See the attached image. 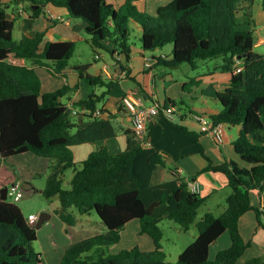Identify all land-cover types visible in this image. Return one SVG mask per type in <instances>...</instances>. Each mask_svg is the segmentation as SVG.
Wrapping results in <instances>:
<instances>
[{
  "label": "trees",
  "instance_id": "trees-1",
  "mask_svg": "<svg viewBox=\"0 0 264 264\" xmlns=\"http://www.w3.org/2000/svg\"><path fill=\"white\" fill-rule=\"evenodd\" d=\"M124 0L119 7L108 0H13L27 4L32 17L43 15L47 6L66 10L70 19H79L88 36L86 43L92 52L105 51L113 59L120 56L128 61L132 46L130 24L141 32L140 55L171 47L169 56H151L152 65L176 69L197 62L220 61L217 70L231 75L229 86L216 94L220 106L212 124L238 127V137L232 148L239 161L224 160L219 166L209 162L202 172H219L227 179L229 194L225 210L217 217L205 213L196 221L198 210L206 198L189 191L186 180L175 170H169L171 180L153 183L157 169L165 168L162 154L155 148H144L132 130L126 131V147L111 154L99 147L81 163H75L72 148L94 145L114 139L116 131L109 120L83 117L90 121L79 126L61 99L69 89L63 87L42 93L43 82L34 69L16 65L9 57L28 61L32 66L52 63L54 72L66 69L73 57V41L47 40V32L33 36L23 34L14 41L15 25L9 19L6 6L0 0V166L14 156L31 154L48 159L53 165L41 191L50 200L57 197L60 219L75 226L76 217L96 214L106 232L81 240L66 249L60 264H166L162 251V231L159 223L166 219L183 232L195 226L196 238L178 255L177 264H235L244 254L238 221L248 211H254L257 222L264 228L259 210L250 204V194L264 184V145L256 136L264 130V55L253 51L255 31L251 16L254 0H170L156 9L154 16L141 13L136 3ZM146 1V0H145ZM264 9V0H259ZM29 8V9H30ZM44 21H47L42 16ZM112 49L105 47V42ZM123 66L120 61H115ZM89 66H77L81 81L105 88L101 95L92 94L77 105L92 112L107 95L115 78L103 80L87 74ZM195 82L189 80L183 91ZM166 100L162 108H174ZM120 109V107H119ZM99 111L104 112L101 108ZM152 122L147 131L152 129ZM201 152V151H200ZM77 164L81 167L76 169ZM72 170L70 189L62 188L63 173ZM7 198V197H6ZM131 221H137L140 234L147 236L153 251L137 249L105 256L104 250L116 246L120 234ZM230 238V247L219 251L214 260L208 258L209 246L223 233ZM36 240L34 225H29L21 210L0 200V264H43L32 248ZM245 264H264L261 258Z\"/></svg>",
  "mask_w": 264,
  "mask_h": 264
},
{
  "label": "crops",
  "instance_id": "crops-1",
  "mask_svg": "<svg viewBox=\"0 0 264 264\" xmlns=\"http://www.w3.org/2000/svg\"><path fill=\"white\" fill-rule=\"evenodd\" d=\"M169 1L170 0H141L135 5L138 7V4H142L143 11L154 16L156 9L166 5ZM123 2L124 0H116L117 4H115L113 0H108V3L114 5L116 8L122 5ZM253 8L254 6L251 8V16L254 24V31L255 35H259V31L256 29L258 26L255 22L254 14H252ZM256 12L264 15V9L262 7L260 9L258 8ZM15 14L21 16L20 12H16ZM42 16H44L47 21H44ZM51 16L60 17L62 21L51 18ZM24 19L22 20V28H26V30L21 36L23 34L33 36L36 32L46 31L47 40L54 42L73 41L76 46V40L79 39L80 34L84 31L82 22V29H80L71 22L66 10L54 8L52 6L45 7L43 9V15L37 18ZM64 21H67V23ZM130 28L139 41L141 35L140 29L133 23L130 24ZM259 30H264V28H260ZM84 35H87L85 31ZM87 39L88 36H86L85 42ZM104 44L108 50L112 49V45L108 41ZM263 44L264 43H255L253 51L254 48ZM165 49L167 51L165 56H169L171 47ZM105 53L109 56L107 52ZM160 55H162V53L151 56L158 57ZM94 57V65L89 63L70 65L68 62L66 69L62 70L60 73L54 72L53 64H51L52 67L48 63H43L40 66H32L30 63V66H27L24 64V61L9 57V61L16 65L27 66L34 69L43 82L42 93H50L67 87L69 91L66 96L61 99V103L67 106L79 107L77 104L86 101L90 95H101L106 91L105 88L92 87L81 81L78 73L75 71V67L87 65L89 66L87 74L91 76L100 77L103 80L115 78L114 84L107 90V95L98 105V110L101 108L104 111L100 118L109 120L112 123L116 131V137L94 145L86 144L72 148L75 163H81L86 159L89 153L99 147L106 148L111 154L120 153L125 149V132L131 131V118L120 102L124 95L128 94L133 96L136 100L140 101L143 107H150L153 105L162 106L166 100H170L177 104L176 107L173 108L175 111L173 119L168 121L160 113L159 116L152 121V129L150 131L146 130L145 143L143 144L144 148H155L162 154L166 166L162 168V170L166 172L167 176L166 179L161 182L171 180L172 177L169 170H175L187 183H197L200 190L198 194L201 197H205L206 201L213 198L219 191L223 192L228 188L227 179L223 174L219 172L202 171L207 167L209 162L212 166H219L224 160L239 161L238 156L234 153L232 148L233 142L238 137V127L224 126L223 141L221 144H217L209 135L202 134L199 125L193 120V115L202 114L210 118L217 115L220 111V106L216 101V94L229 86L231 78L230 74L222 73L220 70H217L220 61H201L197 62L194 67L187 65L189 66L187 68L189 72H183L182 75L179 76L173 74V71H177L183 66L176 69H169L153 64L150 69H146L144 67V60L150 58V55L147 56L145 53L144 57H142L140 55V47L136 46H132L131 56L128 61L123 60L120 56H117L118 60H116V57L113 59L110 56L105 58L101 54V50L94 54ZM115 61H120L123 66H120ZM198 69H201V72H198L196 75L193 74L197 72ZM189 80H192L195 84L189 88V91L184 92L182 87ZM186 101H190L191 107H188ZM75 122L81 127H85L90 123L88 119L83 117L76 118ZM148 127L149 125L147 129ZM255 141L257 144L264 145V130L261 134L256 136ZM25 155L31 154H24V156ZM31 156L36 157L34 155ZM34 159L36 164H42L38 169H42V166L49 161L48 159L40 157ZM46 166H48V164H45V167ZM159 169L154 173L153 183ZM10 182L13 183L12 180ZM226 197L227 196H225V198ZM250 204L254 209L259 210L262 218L261 221L264 224V184L261 190H254L250 194ZM217 206L221 207L220 202ZM224 210L225 206L223 211ZM83 217L86 216H78V218H76L74 227L79 226L81 229L84 228V225L81 224ZM133 222L137 221H131L130 223ZM137 225L139 228V224ZM238 230L247 248L242 257L235 264H245L255 258L264 260V228L259 226L254 211H248L240 217L238 221ZM101 232H106V227L104 225L101 227ZM230 244L228 233H223L209 246V260H214L216 254L219 251L228 249Z\"/></svg>",
  "mask_w": 264,
  "mask_h": 264
},
{
  "label": "rangeland",
  "instance_id": "rangeland-1",
  "mask_svg": "<svg viewBox=\"0 0 264 264\" xmlns=\"http://www.w3.org/2000/svg\"><path fill=\"white\" fill-rule=\"evenodd\" d=\"M2 2L4 6H6L8 18L15 21L12 38L14 41H19L21 34L26 30V28H22V20L24 18H33L31 16V10L33 9H31L27 4L14 3L13 0H2ZM113 2L117 4L116 0H113ZM253 6L254 8L252 9V14H254L255 22L258 26L256 29L259 31V36L264 37V30H259L260 28H264V15L256 12L258 8H261L260 1L254 0ZM137 9L141 13L151 16L149 13H145L146 11H143L142 4H138ZM16 12H20L21 16L15 14ZM71 22H73L75 26L82 29L81 21L79 19H71ZM86 36L87 35H84L83 31V33L80 34L79 39L76 40L75 52L69 61L70 65L87 63L94 65L95 57L91 48L85 42ZM129 42L131 46L140 47L137 36H134V33L132 32ZM155 52L146 54L151 57V55L155 56V54L162 53V55L165 56L167 51L164 48L161 51L158 50ZM254 52L264 54V44L254 48ZM101 54L105 58L109 57L104 51H101ZM24 64L30 66V62L28 61H24ZM48 64L51 66L52 63ZM182 66L183 67L179 70L173 71V74L181 76L183 72H189L187 69L189 66L186 64ZM198 72L200 73L201 69H198L197 72H194L193 74L196 75ZM186 104L188 107H191L190 101H186ZM75 119L76 118H73L74 121ZM34 158L36 157L31 155L14 156L9 159L10 161L8 160L6 163H3L0 166V191L9 186L11 184V180L13 183L17 182L21 186L23 194L22 198L18 202H13L11 197H7L6 201L14 203L21 210L26 220L30 217H36L37 221L35 225L39 221L40 215L48 217L38 229L35 228L36 240L32 243V248L36 253L40 254L43 264H60L61 257L66 249L83 239L102 234L101 227L103 224L94 213L83 217L81 221V224L84 225L83 229L79 226L74 227L65 224V222H63L57 214L60 209L58 198L54 197L47 200L41 194V191L45 187L46 179L51 174L52 170L50 167L53 164L50 161H47L45 164H48V166L45 167L44 164L42 169H38L42 164H36L34 162ZM80 167L81 166L77 164L76 169L78 170ZM72 173L71 169H68L63 173V176L61 177L63 189H70ZM166 176V172H164L162 168L159 169L154 178V183L163 181L166 179ZM228 193L229 189L226 188L223 192L219 191L213 196V198L208 199L198 210L196 221H199L207 212H211L215 217L219 216L224 209V198L228 195ZM219 202L221 207L217 206ZM69 214L78 218L74 208L69 210ZM137 224V222L128 224L120 234L119 243L116 246L104 250L105 256L116 255L122 251H131L133 249H137L141 253H149L153 251L151 240L147 236L140 234V229ZM159 228L162 231L161 247L163 253L165 254V262L166 264H177L178 255L196 237V228L192 225L187 232H183L175 223L166 219L159 223Z\"/></svg>",
  "mask_w": 264,
  "mask_h": 264
},
{
  "label": "built area",
  "instance_id": "built-area-1",
  "mask_svg": "<svg viewBox=\"0 0 264 264\" xmlns=\"http://www.w3.org/2000/svg\"><path fill=\"white\" fill-rule=\"evenodd\" d=\"M56 20H61L60 17H53ZM62 21V20H61ZM67 23V21H64ZM254 42L256 44L264 43V37L259 36L258 34L255 35ZM160 57L163 58V56L160 55ZM116 60H118V57L116 56ZM144 67L146 69H150L152 67V60L151 58H147L144 60ZM122 107L128 112L130 118H131V130L135 137L141 142L143 145L145 143L146 138V130L147 126L161 113L164 118L168 121H171L173 119V115L175 113L173 108H162L159 105H153L150 107H143L139 100H136L131 95H124L121 100ZM68 112L70 113V116L72 118H81V117H91V118H100L102 116V113L97 110L95 112H92L88 109H83L81 107H73V106H67ZM193 120L199 125L200 132L202 134L209 135L217 144H221L223 141V130H224V124H212L209 117L202 115V114H196L193 115ZM188 189L190 192L198 194L199 193V186L197 183L191 182L187 183ZM22 191L21 186L15 182L11 183L9 186L6 187V197H11L13 199V202H18L22 198ZM37 221L36 217H30L27 222L29 225H35Z\"/></svg>",
  "mask_w": 264,
  "mask_h": 264
},
{
  "label": "water",
  "instance_id": "water-1",
  "mask_svg": "<svg viewBox=\"0 0 264 264\" xmlns=\"http://www.w3.org/2000/svg\"><path fill=\"white\" fill-rule=\"evenodd\" d=\"M0 200L1 201H5L6 200V187L3 188L1 191H0ZM48 217L45 216V215H40L39 217V221L37 222V224L34 226L36 229H38L42 224L43 222L47 219Z\"/></svg>",
  "mask_w": 264,
  "mask_h": 264
}]
</instances>
